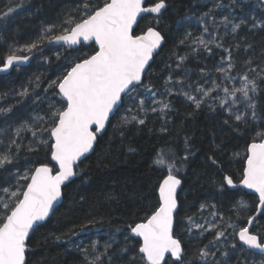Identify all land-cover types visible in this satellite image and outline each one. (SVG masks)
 <instances>
[{"label": "trees", "instance_id": "16d2710c", "mask_svg": "<svg viewBox=\"0 0 264 264\" xmlns=\"http://www.w3.org/2000/svg\"><path fill=\"white\" fill-rule=\"evenodd\" d=\"M80 2L81 0H23L22 6H18L20 0H0V66L10 48H23L25 44L37 40L45 25L58 24L61 16ZM95 2L100 3L101 0ZM151 2L152 0H148V4ZM166 3L167 10L159 17L158 25L154 23L156 16L148 15L141 20L135 33L141 34L147 27H156L165 38L163 48L152 63L147 82L157 94L170 102L171 110L166 115L149 113L145 125H129L122 138L117 125L120 116L126 114L128 104L124 105L112 120V126L98 138L94 153L79 164L77 176L64 188L63 203L29 239L27 264H85L76 244L80 241L89 244L94 240L99 241L101 252L106 242H113L109 252L113 255L112 264H128L130 256L136 257V264H144L138 254L141 242L130 233L128 226L142 220L146 209L157 203V186L165 174L153 164L157 150L162 148L167 153L171 149L177 157H183L186 137L192 154L183 166L179 159L176 161L177 166L181 167L177 175L183 181V186L178 197L180 216L174 230L184 248L185 264H205L198 256V251L209 244L215 231L202 235L194 229L188 232L187 217L191 216L195 222L203 219L212 221L223 228L220 216L228 223L240 226L248 217L256 214L259 205L256 196L242 189L232 190L230 186L221 189L219 186L225 175L232 176L236 185L240 184L246 166L247 146L255 135V126L245 128L239 122L234 124L219 107L213 110L202 105L195 109L182 95L168 96L165 93V80L171 75L173 81L182 80L185 85L199 83L205 87L209 80L221 82V73L216 69L221 64V58L228 56L225 49L231 50V62L234 65L231 75L239 80L248 73L249 78H252L254 74L248 72L249 67L259 65L264 68V26H251L252 17L260 25H264V0H166ZM9 7L15 11L4 17L3 13ZM210 8L213 9L219 27L216 40L222 47L210 45L209 53L198 42L193 43V40L202 34L205 40L209 39L208 34L202 33L200 18ZM225 16L234 23L246 20L247 24L241 25L233 33L232 24L227 27L220 24ZM186 33H191V37L181 44ZM194 48L199 50L193 51ZM56 53H59V58ZM16 54L32 56V59L28 65L19 66L18 70L16 66L9 74L0 75V107L12 106L11 112L0 114V130L7 129L8 135H12L23 120L37 114L44 115L48 104L60 106L61 97L53 95L54 90L48 87L49 82L63 75L65 65L79 62L93 54V50L86 45L73 50L45 43L40 50ZM185 55L187 58L177 68V63H180L177 57ZM249 57L253 59L251 65L245 63ZM201 69L204 70L203 73ZM37 76L40 80L35 92L30 87L29 92L32 94L19 96L18 93L28 86L29 81H35ZM224 83L230 84V81ZM260 87L264 88V84ZM187 89L189 88L185 86L183 90ZM174 91L178 92L179 86ZM219 95L223 97L224 93L221 91ZM162 126L167 128L166 132H161ZM0 139L7 142V136H0ZM30 142L32 137L29 133L23 144ZM129 148L135 151L130 152ZM209 157L214 158L217 163L213 164ZM165 159L168 160V157L165 156ZM49 161L50 156L46 150L29 153L26 148H22L20 159L14 161L15 167H8L12 172L25 171L42 162L48 163L55 171L53 162ZM240 200L246 203V208L235 207ZM201 205L205 206L202 210ZM213 213L217 214L215 220ZM93 218L99 222L81 228ZM70 230L79 235H71ZM253 230L264 233V210L255 221ZM231 232L232 229L228 228L226 236L216 241V247L220 249L216 252V259L220 264H224L225 259L230 264H235L237 257L246 264L264 262L262 256L248 251L241 254L233 250L230 242H236L238 237L229 235ZM66 233L69 235H63ZM53 234L62 235L63 238L58 241ZM125 247L128 251L120 256V250ZM241 247L243 246L238 243L237 248ZM224 252H228L229 256L224 257ZM169 264H173V261L170 260Z\"/></svg>", "mask_w": 264, "mask_h": 264}, {"label": "snow or ice", "instance_id": "6c2138e0", "mask_svg": "<svg viewBox=\"0 0 264 264\" xmlns=\"http://www.w3.org/2000/svg\"><path fill=\"white\" fill-rule=\"evenodd\" d=\"M22 4L23 0H20L18 6ZM167 7L166 0H152L150 4H146V0H101L100 3L95 0H81L74 9L61 16L58 24L45 25L37 40L25 44L23 48H10L0 66V72H7L14 65L18 70L19 65L29 57L16 53L40 50L41 45L45 43L69 48L88 43L93 54L79 62L65 65L63 75L49 82L48 87L54 90L53 95L61 97L60 106L48 104L44 115L37 114L23 120L12 135H8L7 129L0 130V136H7V142L0 139V264H27L30 233H34L42 226V222L54 214L55 205L62 197V186L70 178L77 176L82 158H87L86 154L93 150L98 134L112 126V120L125 104H128L126 114L120 116L117 125V131L122 138L129 125H145L149 113L166 115L171 110L170 102L167 99L157 100L156 92L147 82V77L152 71L154 54H159L158 50L165 38L156 27H147L141 34L134 32V26H139L138 21L150 14H156L154 23L158 25L159 17ZM13 11L15 9L9 7L3 16L7 17ZM251 19L252 28L264 26L256 22L255 17ZM200 23L202 33L208 34L209 39L205 40L202 34L194 38L193 43L198 42L199 46L209 53L210 45L222 47L216 40L219 27L212 8L203 13ZM220 24L225 27L232 24L231 31L235 33L241 25H246L247 21L234 23L225 16ZM190 37L191 33H186L185 39L180 43H185ZM248 47L251 48V45ZM225 51L228 56L221 58V64L216 69L221 73V82L213 79L206 81L207 87L197 83L193 89L191 83L185 85L182 80L173 81V77L169 75L165 80V93L168 96L182 95L195 109L202 105H207L213 110L219 107L228 114L229 120L234 124L239 122V125L245 128L255 126V135L247 146L246 168L243 169L240 183L259 194V205L264 208V88L260 87L264 84V68L259 65L249 67L248 72L254 74L252 78L245 73L238 81L239 87L235 84L227 87L224 82L229 79L235 81L236 77L231 75L234 67L231 62V50ZM56 56L59 58V53H56ZM186 58V55L178 56L180 63H177L176 67L179 68ZM245 63L251 65L253 59L249 57ZM203 71L201 69L202 73ZM39 80L37 76L35 81H29L28 86L18 95L29 96L32 94L29 92L30 87L34 93L35 87L39 86ZM177 86L179 91L175 92ZM185 86L190 91H184ZM193 91L195 94H192ZM221 91L224 93L223 97L219 95ZM146 101L150 103L146 104ZM11 111L12 106L0 107V114L6 115ZM225 123H228V120H225ZM160 130L166 132L167 128L162 126ZM29 133L32 142L24 145L23 140ZM184 143L183 157H177L171 149L167 153L162 148L157 150L153 164L165 173L157 186V203L146 209L142 220L128 226L134 237L142 238L138 254L144 264H169L172 258H175L173 264H185L184 248L181 240L174 234V225L180 216L177 190L181 189L182 185V180L177 175L181 167L177 166L176 161L179 159L180 165L183 166L192 154L188 148L187 137ZM22 148H26L29 153L46 150L50 156L49 163L55 162V171L48 163L41 162L25 171L12 172L8 166L15 167L14 161L20 159ZM129 151L135 149L129 148ZM209 160L213 164L217 163L212 157H209ZM5 184L8 186L5 187ZM219 186L223 189L228 186L236 187V184L232 176L225 175ZM204 207L201 205V210ZM235 207L243 209L247 205L240 200ZM216 215L213 213V220ZM187 220L188 232L193 228L215 230L209 244L198 251V256L205 264H220L216 259V251L220 250L216 247V241L226 236L228 228L232 229L229 235L238 237L236 242H230L233 250L241 254L248 250H259L260 254L264 255V233L250 231L253 221L256 220L255 216L248 217L240 226L228 223L220 216L224 223L223 228L217 223H212L211 228H205L191 216L187 217ZM97 222L99 221L95 218L90 219L81 228H87ZM70 234L79 235L74 230H70ZM53 235L58 241L63 238L62 235ZM240 242L247 248L238 249L237 244ZM112 245L113 242H106L101 252L99 241L94 240L89 244L80 241L76 244V249L81 253L85 264H112L113 255L109 254ZM213 248L216 250L213 251ZM127 251L125 247L120 250L119 255L122 256ZM223 255L228 257L229 253L224 252ZM128 264H136V257H128ZM224 264H230L229 260L225 259ZM235 264L246 262L237 257Z\"/></svg>", "mask_w": 264, "mask_h": 264}, {"label": "water", "instance_id": "95a60500", "mask_svg": "<svg viewBox=\"0 0 264 264\" xmlns=\"http://www.w3.org/2000/svg\"><path fill=\"white\" fill-rule=\"evenodd\" d=\"M146 4H148V0H146ZM163 12H164V11H163ZM150 15L156 16V14H150ZM147 16H148V15H147ZM140 22H141V20L138 21V25H139ZM136 28H137V26H134V32H135ZM61 43H62V42H61ZM164 44H165V39H164V42H163L162 45H161V48L158 50V53H160V51H161V49L163 48ZM82 45L89 46L88 43H83V44H81V45L73 46V47L70 48V49H74V48H75V49H78V48H79L80 46H82ZM48 46H52V47H60V46L57 45V44H48ZM64 48H69V47L64 46ZM157 56H158V55L154 54V60H155V58H156ZM31 59H32V56H29V59H28L27 61L22 62L19 66H26V65H28V63L30 62ZM152 63H153V62H152ZM14 67H16V65H14L13 68H14ZM13 68L9 69L7 72H0V75H7V74H9L10 71H11ZM107 128H108V127H107ZM107 128H106V130H107ZM106 130H105L102 134H98V136H97V141H98V138L101 137V136L106 132ZM97 141H96V143L94 144L93 150H92L91 152H89V153L86 154V157H87V158H88L89 156H91V155L94 153L95 147H96V145H97ZM85 159H86V158H82V161H84ZM52 162H53V164L55 165V162H54V161H52ZM50 167H51V166H50ZM245 168H246V166H245ZM73 178H74V177L70 178V180H69V181H66V182H65V185L62 186V197H61V199L57 202V204L55 205V212H56V210L60 207V205L63 203V200H64V194H63L64 188L67 186V184H68ZM182 186H183V181H182L181 189H182ZM230 188H231L232 190L242 189V190H244L246 193H248V194H250V195H255V196L259 199V194L256 193L255 190L246 188L242 183L236 185V187H231V186H230ZM181 189H178V190H177V198L179 197V194H180V192H181ZM178 204H179V202H178ZM263 210H264V208H261L260 205H259V206H258V209H257V212H256V214L254 215V216L256 217V220H257L258 216L263 212ZM55 212H54V213H55ZM53 215H54V214H51L50 217H49L46 221L42 222V225L45 224V223H46V222H47V221H48ZM256 220H255V221H256ZM255 221H253V227H254ZM253 227L250 228V231H253ZM174 230H175V225H174ZM32 235H33V233H30L29 239L31 238ZM136 238H137L138 240H140V242L142 243V238H139V237H136ZM240 244L242 245V242H240ZM182 246H183V245H182ZM242 246H243L245 249L247 248L246 245H242ZM248 251L251 252V253H253V254H255V255H258V256H262V257H264V255L260 254L259 250H248ZM26 260H27V256H26ZM174 260H175V258H172V261H174Z\"/></svg>", "mask_w": 264, "mask_h": 264}, {"label": "rangeland", "instance_id": "374dc122", "mask_svg": "<svg viewBox=\"0 0 264 264\" xmlns=\"http://www.w3.org/2000/svg\"><path fill=\"white\" fill-rule=\"evenodd\" d=\"M242 78H240L239 80H235V81H233V80H228V81H230V84H225V86H229V87H232L233 86V84H235V86H237V87H239V83H238V81H240ZM228 81H226V82H228ZM193 85V89L195 88V85L196 84H192ZM208 86V85H207ZM187 91H190L189 89H187L186 90V92ZM192 94H195L194 92H192ZM156 99L157 100H164V97L162 96V95H159V94H157L156 93ZM229 99H231V98H229ZM148 103H150V101H146V104H148ZM196 223H199V224H203L204 225V227L205 228H211V224L213 223L212 221H206V220H202V221H196ZM194 230H196V231H199V232H202V233H205V232H208V231H204L203 229H195V228H193ZM209 231H212V230H209ZM218 245V244H217ZM216 249L214 248V250L213 251H215ZM217 252V251H216ZM254 264H256V263H254ZM260 264H264V262H261Z\"/></svg>", "mask_w": 264, "mask_h": 264}, {"label": "flooded vegetation", "instance_id": "af4514ba", "mask_svg": "<svg viewBox=\"0 0 264 264\" xmlns=\"http://www.w3.org/2000/svg\"><path fill=\"white\" fill-rule=\"evenodd\" d=\"M255 196V195H254ZM259 206V205H258ZM249 252V251H248ZM251 253V252H250ZM253 254V253H252ZM255 255V254H254Z\"/></svg>", "mask_w": 264, "mask_h": 264}]
</instances>
